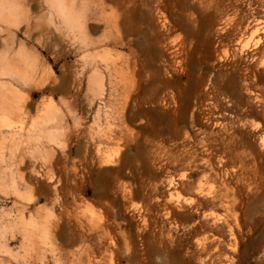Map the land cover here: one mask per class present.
Returning a JSON list of instances; mask_svg holds the SVG:
<instances>
[{"label":"rangeland","instance_id":"rangeland-1","mask_svg":"<svg viewBox=\"0 0 264 264\" xmlns=\"http://www.w3.org/2000/svg\"><path fill=\"white\" fill-rule=\"evenodd\" d=\"M145 3L156 29L147 34L134 97H123L121 85L103 100L83 97L85 83L79 97L28 90L38 113H30L28 125L48 108L49 117L57 115L71 132L61 136L62 161L96 156L81 142L88 140L111 165L80 167L82 183L73 195L68 164L60 184L52 180L56 196L33 198L31 217L56 221L62 234L54 240L38 232L24 239L7 224L26 204L20 197L13 206L18 197L7 173L0 192V264H264V0ZM92 25V38L99 39L103 28ZM41 55L54 76L75 59L74 53L57 61ZM89 101L102 105L99 119L93 124L89 116L78 127ZM191 109L196 115L186 128L178 117Z\"/></svg>","mask_w":264,"mask_h":264},{"label":"bare ground","instance_id":"bare-ground-1","mask_svg":"<svg viewBox=\"0 0 264 264\" xmlns=\"http://www.w3.org/2000/svg\"><path fill=\"white\" fill-rule=\"evenodd\" d=\"M145 2L146 0H0V192L3 186L1 181L9 173L10 188L18 197L13 206L21 202L20 197L26 204L23 206L19 203L16 210L18 214L12 218L15 222L7 224L18 227L24 239L34 238L37 232L52 240L56 239V233L58 237L61 236L56 221L45 218L42 222H37L32 219L31 204L34 197L56 196L59 189L52 180L55 178V182L59 183L62 178L61 168L71 164L69 158L62 161L59 157L58 150L62 148L64 141L61 136L66 134L68 139L71 132L66 131L68 126L62 124L57 115L49 117V109L45 108L28 125L30 113H37L36 106L28 102L31 96L28 90L46 89L49 97H79L80 87L85 83L83 97L103 100L104 97H112L117 86L121 85L123 97H134L133 86L139 80L136 70L145 55L147 34L156 29L151 23L152 11ZM155 10L156 14H160L158 9ZM97 21L103 28L102 36L94 39L92 35L97 29L92 24ZM214 33L220 36V29L216 28ZM157 38L153 39L154 49L159 46ZM154 49L152 48L153 51ZM119 50L124 52L120 54L117 52ZM41 53L54 61L74 53V64L67 67L66 62H63V72L54 76L47 66V57H42ZM261 69L264 73V66ZM83 104L85 117L80 122L74 120L78 127L89 116L95 124L102 106L98 107L92 101ZM195 115L193 109L185 111L179 115L178 123L191 128ZM38 118H42V121H38ZM90 130L92 129L89 128ZM81 142L85 149L92 150L94 147L96 156L90 153L88 157H82L83 159L69 165L67 187L70 193L82 183L80 167L90 169L95 164L100 168L111 165L110 157L100 156L98 148L92 142ZM5 150H8L7 155ZM38 165L43 168L40 176ZM120 166L123 167L122 170L127 169L124 163ZM14 175L21 181V188L15 185ZM161 185L170 187L172 182L163 180ZM74 194L76 193L73 192ZM130 216L134 218L136 214L130 212ZM3 230L4 226H0V237Z\"/></svg>","mask_w":264,"mask_h":264}]
</instances>
